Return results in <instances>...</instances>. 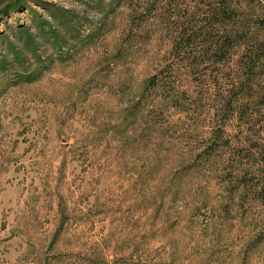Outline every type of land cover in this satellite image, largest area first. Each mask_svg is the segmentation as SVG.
I'll return each instance as SVG.
<instances>
[{"label":"rangeland","instance_id":"rangeland-1","mask_svg":"<svg viewBox=\"0 0 264 264\" xmlns=\"http://www.w3.org/2000/svg\"><path fill=\"white\" fill-rule=\"evenodd\" d=\"M0 264H264V0H0Z\"/></svg>","mask_w":264,"mask_h":264},{"label":"water","instance_id":"water-1","mask_svg":"<svg viewBox=\"0 0 264 264\" xmlns=\"http://www.w3.org/2000/svg\"><path fill=\"white\" fill-rule=\"evenodd\" d=\"M6 3V2H5Z\"/></svg>","mask_w":264,"mask_h":264}]
</instances>
